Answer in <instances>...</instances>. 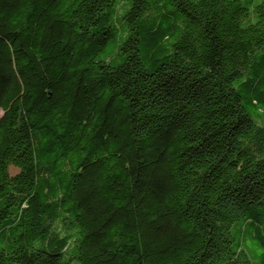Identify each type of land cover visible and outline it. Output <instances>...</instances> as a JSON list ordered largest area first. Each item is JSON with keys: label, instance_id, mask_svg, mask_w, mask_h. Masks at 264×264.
<instances>
[{"label": "trees", "instance_id": "16d2710c", "mask_svg": "<svg viewBox=\"0 0 264 264\" xmlns=\"http://www.w3.org/2000/svg\"><path fill=\"white\" fill-rule=\"evenodd\" d=\"M0 264H264V0H0Z\"/></svg>", "mask_w": 264, "mask_h": 264}, {"label": "rangeland", "instance_id": "374dc122", "mask_svg": "<svg viewBox=\"0 0 264 264\" xmlns=\"http://www.w3.org/2000/svg\"><path fill=\"white\" fill-rule=\"evenodd\" d=\"M0 115H1V110H0ZM245 245H246L247 250L250 253L253 264H261V255H262L263 249L258 244V239L254 237H248L245 240Z\"/></svg>", "mask_w": 264, "mask_h": 264}]
</instances>
